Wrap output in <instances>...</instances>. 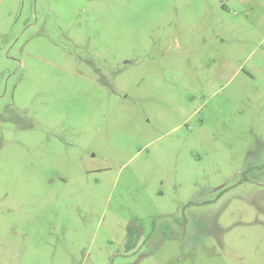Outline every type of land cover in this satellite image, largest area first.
I'll list each match as a JSON object with an SVG mask.
<instances>
[{"label":"rangeland","instance_id":"1","mask_svg":"<svg viewBox=\"0 0 264 264\" xmlns=\"http://www.w3.org/2000/svg\"><path fill=\"white\" fill-rule=\"evenodd\" d=\"M0 264H264V0H0Z\"/></svg>","mask_w":264,"mask_h":264}]
</instances>
